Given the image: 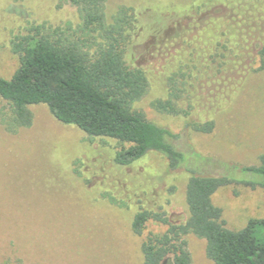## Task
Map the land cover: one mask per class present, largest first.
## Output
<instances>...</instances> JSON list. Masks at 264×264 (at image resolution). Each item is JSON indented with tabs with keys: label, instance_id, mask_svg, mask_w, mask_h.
I'll list each match as a JSON object with an SVG mask.
<instances>
[{
	"label": "rangeland",
	"instance_id": "rangeland-1",
	"mask_svg": "<svg viewBox=\"0 0 264 264\" xmlns=\"http://www.w3.org/2000/svg\"><path fill=\"white\" fill-rule=\"evenodd\" d=\"M121 6H141L155 15L162 41L171 49L178 35L185 38L182 28L189 19L201 26L210 53L226 43L221 30L202 26L197 13L198 6L204 12L221 9L217 0H107L109 20ZM32 22L78 24L80 15L72 4L60 6V0H0V76L10 78L19 67L11 39ZM158 42L140 43L144 56L136 63H162L154 53ZM253 53L249 54L256 68L258 58ZM182 67L176 75L178 105L188 116L159 112L152 106L156 99L169 97L164 77L152 76L149 92L135 108L179 134L177 146L182 151L193 149L225 162L257 164L264 153V71H256L244 90L227 102L194 69L190 73L188 65ZM8 107L0 97V263L142 264L144 237L166 227L150 224L143 235H136L132 221L140 208L162 209L176 222L187 220L190 173L186 168L171 170L159 152L119 165L114 161L115 139L89 136L60 122L44 103L30 106L29 127L9 132L1 116L10 112ZM188 119L213 120L215 128L211 133L199 132L186 127ZM110 195L128 206L111 202ZM213 202L233 230L243 228L251 218L264 217L261 187L224 185L213 195ZM185 239L192 264H215L206 254L204 238L189 233Z\"/></svg>",
	"mask_w": 264,
	"mask_h": 264
},
{
	"label": "trees",
	"instance_id": "trees-1",
	"mask_svg": "<svg viewBox=\"0 0 264 264\" xmlns=\"http://www.w3.org/2000/svg\"><path fill=\"white\" fill-rule=\"evenodd\" d=\"M217 1L221 9L215 11L197 7L202 26L219 29L226 38V43L210 53L195 20L184 23L185 38L178 35L171 49L162 41L156 16L141 6H121L109 20L107 0H60V6L69 3L77 8L80 22L58 26L30 23L11 39L19 67L10 78L0 76V97L10 108L1 116L9 132L29 127L33 121L30 106L44 103L60 122L77 126L89 136L115 139L114 161L119 165L128 166L149 152H159L171 170L187 169V220L176 222L162 209L140 208L134 215L136 235H143L150 224L166 227L144 237L142 264H192L185 239L189 233L206 240V254L215 264H264V217L251 218L246 226L233 230L213 202V195L224 185L264 188V153L257 164L247 165L204 156L193 149L182 151L177 146L179 134L148 119L134 106L149 92L152 76L164 77L170 86L169 97L156 99L152 106L159 112L188 116L178 105L176 75L183 63L227 102L244 90L256 71H264V0ZM151 40L161 41L154 53L162 63H136L144 56L139 44ZM251 52L258 58L256 68ZM186 127L211 133L215 122L188 119ZM109 198L128 206L112 195Z\"/></svg>",
	"mask_w": 264,
	"mask_h": 264
}]
</instances>
